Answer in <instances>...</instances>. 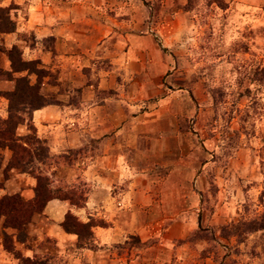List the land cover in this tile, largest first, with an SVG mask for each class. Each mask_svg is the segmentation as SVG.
Returning a JSON list of instances; mask_svg holds the SVG:
<instances>
[{"label":"rangeland","instance_id":"obj_1","mask_svg":"<svg viewBox=\"0 0 264 264\" xmlns=\"http://www.w3.org/2000/svg\"><path fill=\"white\" fill-rule=\"evenodd\" d=\"M23 1L0 0V6L10 7L15 22L11 31L15 34L5 38L0 33V67H9L7 52L17 44L23 58L39 59V66L48 71L40 91L52 103L31 114L36 135L50 155L38 167L54 186L73 185L89 195L90 183L83 170L99 154L100 139L64 114L80 115L104 98H116L134 117L129 125L135 134L126 151L129 165L137 174L155 178L165 177L175 166L183 168L186 180L199 176L198 199L185 207L190 218L200 211L201 220L182 238H176V233L171 242L184 248L172 256L160 254L159 249L166 237L175 234L174 227L158 232L145 227L143 236L128 233L100 252L95 226L91 248L77 247L75 235L70 239L62 233L56 226L57 215L51 212L54 205L48 204L57 199L53 198L22 228L6 226L3 217L0 219V264H21L15 253L42 257L46 264H264V229L248 231V221L264 222L260 219L264 216V0H136L134 10L130 9L134 17L118 5L108 9L120 33L131 23L130 28L148 35L149 42L140 44L146 51L145 65L132 72L117 68L114 88L105 89L98 88L94 76L90 78L89 66L82 69L83 82L61 74L53 36L37 38L33 30L22 28L28 17ZM36 48L41 49L37 53L48 52L50 59L43 62L38 54L32 57L31 50ZM100 62L101 67L107 64V60ZM28 77L30 82L36 79L34 74ZM14 84V79H0V91L12 90ZM49 106L53 108L47 110ZM7 107V98L0 95V118L7 117ZM27 119L18 124L17 135L30 132ZM55 128L58 142H54ZM164 130L182 134L165 139L171 151L158 145L157 136ZM10 157L11 150L0 147V196L19 193L24 199L32 197V175L17 168L4 171ZM229 197L234 201L226 210L228 215L222 213L219 220L212 217L218 202ZM84 207L86 204L68 209L82 221L93 218L100 224L96 226L109 225L104 218L89 214L91 208L86 214L78 212ZM5 237L11 251L3 245Z\"/></svg>","mask_w":264,"mask_h":264},{"label":"crops","instance_id":"obj_2","mask_svg":"<svg viewBox=\"0 0 264 264\" xmlns=\"http://www.w3.org/2000/svg\"><path fill=\"white\" fill-rule=\"evenodd\" d=\"M15 1L18 4L24 2ZM56 2H59L60 6H57ZM135 4L136 0H47V2L26 0L28 17L23 20L22 28L33 30L37 38L46 34L53 36L58 53L56 56L62 63L60 72L68 76L71 81L83 82L82 79L86 76L82 69L89 66L90 78L94 76L98 88H114L117 68L123 67L132 72L145 65L143 59L146 51L141 45L149 42V36L136 34L135 27L130 28L131 23L128 29H124L125 32L120 33L119 25H115L118 24L115 17L107 10H113L117 5L123 8L122 10H134ZM46 7L48 9H45ZM128 12L134 17L135 14H132L131 10ZM44 14H47L46 18ZM133 24L135 26V22ZM127 25L129 23H126ZM12 34L15 32L1 35L8 38ZM120 46L126 48L120 49ZM37 50L41 49L31 50L32 57L38 54L43 62L47 57L50 59L48 52L37 53ZM138 58L142 61L137 60ZM106 60V66L101 67V64H98ZM90 86L92 85H85L83 91L86 92ZM52 108L49 106L47 110ZM39 112L42 114L43 111ZM64 116L66 119L83 124L82 126L89 128L87 131L92 137L100 139L97 141L100 146L99 154L83 170L91 188L86 202L87 208L78 211L86 214L87 209L91 208L93 213L89 214L100 216L106 222H110L108 226L94 228L100 246L98 250L104 251L102 247L106 248L107 245L119 242L128 233L143 236L145 227L150 226L157 232L161 228H176L174 235L163 240L164 246L159 249L162 251L160 254L170 255L174 251L182 250L184 247L175 246L171 241L176 233L179 234L176 238H182L195 223L199 225L200 211L195 214V218L194 215L190 218L185 203L197 201L201 188L200 177L192 181L186 180L183 176V168L180 166H175L165 177L155 178L142 172L137 174L138 170L129 165L126 152L128 146H132L130 138L132 139L135 134L129 125L134 117L127 113L121 100L104 98L102 103L88 106L80 115L70 116L66 113ZM54 132V142H58L57 137L60 136L58 129L55 128ZM180 136L182 137V134L179 131H160L157 136L158 145L162 144L160 147L170 150V143L165 139L172 137L177 139ZM239 192L238 188L235 197ZM242 196L244 197L243 193ZM233 201L231 197L220 200L212 217L219 220L222 213L223 216H227L226 210L231 207ZM50 203L54 205L51 212L54 216L57 215L56 226L72 239L73 234L64 232L59 225L69 207L68 204L58 199H53L48 204ZM134 259L136 260L135 255Z\"/></svg>","mask_w":264,"mask_h":264},{"label":"trees","instance_id":"obj_3","mask_svg":"<svg viewBox=\"0 0 264 264\" xmlns=\"http://www.w3.org/2000/svg\"><path fill=\"white\" fill-rule=\"evenodd\" d=\"M9 10V6H0V33L11 32L15 28V22ZM7 58L9 67H0V79H14L15 84L12 90L0 91V95L8 100V115L6 118H0V147H8L11 150V157L4 171L17 168L21 172L32 175L35 178V185L33 196L27 199L22 198L19 193L0 196V219L3 217L6 226L22 228L35 213L44 210L49 200L57 198L67 202L69 206L79 208L85 206L88 192L77 189L73 185L54 186L49 175L38 167V163L45 164L50 155L47 145L36 135L31 114L33 110L52 103L40 91L42 78L48 74V71L39 66V59L23 58L22 49L17 44H13L8 50ZM22 71L26 73L15 76V73ZM28 74L36 76L34 82H30ZM26 117H28L26 122L30 132L17 135V126L25 122ZM260 219H264V216ZM261 222L248 221V231L264 229V222ZM59 225L64 232L76 236L77 247L91 248L95 243L93 227L100 224L95 223L93 218L82 221L71 209H67ZM7 242V238H3L4 247L11 251ZM15 255L21 264H46L44 258L36 255L24 257L16 253Z\"/></svg>","mask_w":264,"mask_h":264}]
</instances>
